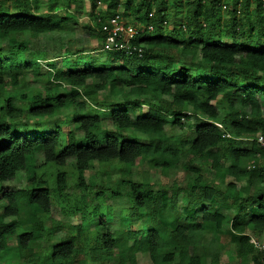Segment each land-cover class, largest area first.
I'll use <instances>...</instances> for the list:
<instances>
[{
  "label": "trees",
  "instance_id": "obj_1",
  "mask_svg": "<svg viewBox=\"0 0 264 264\" xmlns=\"http://www.w3.org/2000/svg\"><path fill=\"white\" fill-rule=\"evenodd\" d=\"M83 1L100 42L109 19L127 12L141 20L125 24L136 34L119 30L102 58L96 47L73 60L66 50L67 68L54 62L60 55L29 47L27 36L70 32ZM101 1L105 8L98 0H0L7 45L0 47L1 264H137L136 251L147 254L146 264H229L213 235L223 224L237 264H264V250L248 233L264 229V145L257 140L264 141V0ZM169 1L182 7L172 27L177 12ZM28 74L37 84L25 80ZM187 107L204 118L190 143L182 131H165L169 124L182 128ZM234 137L249 145H234ZM143 158L159 174L182 167L184 186L168 196L149 188L136 166ZM203 164L220 182L208 184ZM21 172L23 188L2 187ZM107 197L112 204H103ZM52 203L80 222L47 225ZM114 210L121 226L112 231ZM60 227L59 241L40 247V234Z\"/></svg>",
  "mask_w": 264,
  "mask_h": 264
},
{
  "label": "rangeland",
  "instance_id": "obj_2",
  "mask_svg": "<svg viewBox=\"0 0 264 264\" xmlns=\"http://www.w3.org/2000/svg\"><path fill=\"white\" fill-rule=\"evenodd\" d=\"M98 1H99L98 2L99 7L105 8V4L101 0H98ZM177 1L183 2L181 0H177ZM168 6H169L170 11L176 10L177 12L175 15V19H170L171 21H169L168 23V26L172 27L179 20L180 11L182 7L180 3L179 4L177 3L175 5L172 1L168 2ZM73 7L74 5L70 6L71 9ZM81 7H82V12L76 13L73 27H69V30H68L70 32H68L67 34L53 35V36H44V35L27 36V38H29V40L27 41L29 47L32 50H42L50 56L51 54L60 55L59 57L54 58L55 60L54 62H56L57 66L62 67V68L68 67V65L64 62L65 61L64 55H66V50L70 52L68 55L69 60H73L75 58V53H77L78 51L89 53L92 51H96V50H92V48L96 47L98 48V51H99L97 56L99 58H102L103 49L112 46L113 39L108 38L106 42H100L98 38L93 36V34L90 33L91 31L89 30L88 26L94 25V20L92 19L91 15H89L86 11L89 8V2L83 1ZM250 7L253 11V8L255 7V2H252ZM118 8H121V7H118ZM58 13L64 14V11L59 10ZM221 13L225 18L229 16L227 9L226 10L223 9ZM132 19H134V21L136 20L141 21L139 17L137 18L136 16H134V14L132 13L130 14L129 12H127L126 16H121V18H119V20L123 23L130 22ZM255 27H256V23H255ZM0 47L7 48V45L4 43V41L0 40ZM186 62L187 63L190 62V58H187ZM25 80L29 83L32 82L31 83L32 85L37 84L36 82L32 81L31 76L29 74L25 77ZM9 90L11 91V89ZM129 110L131 113H134L133 107L129 108ZM191 111H192L191 107H187L186 114L190 113ZM67 115L69 116V113H67ZM173 117L174 116H169V120H172ZM180 118L183 122V126L182 128L179 129V131L177 128L174 127V125L172 126L171 124L165 127V131L167 134H177L180 131H182L183 134L187 137L188 143H190L192 141L193 131H194L195 126L199 124L200 122L204 121V118L201 114H195L192 112L189 115L187 114V116H185V112H183L181 113ZM63 129H67L66 124L63 125ZM80 134H81L80 131L77 130V135H80ZM136 136L139 142L145 143L148 141V137L145 134L136 133ZM226 136H230V135L226 134ZM233 144L236 146L238 145L248 146L249 141H246L245 139L238 140L237 138L234 137ZM148 160H149L148 158H143L140 162L136 164V166L140 170L139 176L142 178L148 179L149 184H150L149 188L153 190H158L162 193L164 192L168 196L172 192V187H175V186L183 187L184 186L185 181L187 179V174L182 167H179V168L174 167V168H171L167 174H159L158 173L159 171L151 167ZM40 161H41V156L38 155L35 158L34 163L38 164L40 163ZM202 171L204 173V177L207 178L208 184L215 185L216 183L220 182L221 179L215 174V172L211 168H209L208 165L203 164ZM25 180H26L25 173L21 172L19 175H17L13 179L4 181L2 183V187L8 190L21 189L25 185ZM225 180L227 182V181H231L232 179L231 177H226ZM235 182L238 187L245 184L243 180L235 181ZM71 187L73 186L71 185ZM68 190L76 191V189L74 188H68ZM183 196L184 194L180 192L178 203H177V206L180 210L184 209V197ZM112 203H113V200L112 198H109V197H107L103 201V204H112ZM203 204L205 207H209L212 210L215 208V206L210 205L208 203H203ZM4 205H5V201L0 200V212H2ZM227 212L231 216H236V214L234 213V210L232 209H230ZM240 217L243 220H246L248 218V216L246 217L240 216ZM51 220H56L60 223V226H63L66 224L79 223L80 216L79 215H77L76 217L63 216L60 213L58 206L55 203H52L51 209H50V219L46 221V224L50 225ZM97 220H98L97 218L90 219V225H93ZM109 221L110 222L108 223V226L112 231L115 229H118L121 226L119 213L117 210H114L111 213V218ZM131 227L133 229H138L139 225H132ZM222 229L223 230H221L219 235L217 233H213L214 236L215 235L219 236V240L221 242V247L223 251L221 255L222 257L221 260L222 261L227 260L229 264H237L238 261H237L235 251H234V244L232 242L233 240H232L231 235L228 232L229 225L223 224ZM63 232H64V228L60 227L53 231L51 230L49 232L46 231L45 233H41L40 234L41 236L38 240L40 247H45L46 245H52V244L57 243L59 241V238L63 234ZM248 233L250 234L251 241L253 242L254 246L258 250H259V247L264 248V229L257 233H252L251 231H248ZM135 259H136L137 264H146L149 262L147 254L141 251L135 252ZM108 260L110 262L113 261L111 258H109ZM4 263L13 264V260L7 259L6 262Z\"/></svg>",
  "mask_w": 264,
  "mask_h": 264
},
{
  "label": "built area",
  "instance_id": "obj_3",
  "mask_svg": "<svg viewBox=\"0 0 264 264\" xmlns=\"http://www.w3.org/2000/svg\"><path fill=\"white\" fill-rule=\"evenodd\" d=\"M109 21H110L111 26L108 27L106 30L108 32V38L113 39V41L115 40V38H116L115 35L117 34V32L119 30H124L129 37H131L132 35L136 34V32H137V29H136L135 25H132L130 23L127 24V25H125L126 22H124V23L121 22L119 20V17L118 16L111 17L109 19ZM217 125L218 126H221L220 124H217ZM257 140L260 143V145H264V141L262 139V136H258ZM259 249L260 250H264L263 247H259Z\"/></svg>",
  "mask_w": 264,
  "mask_h": 264
}]
</instances>
